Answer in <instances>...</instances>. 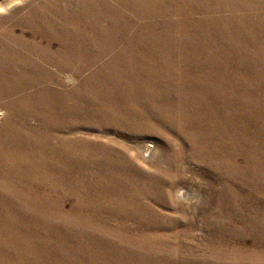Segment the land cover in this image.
Instances as JSON below:
<instances>
[{
	"label": "rangeland",
	"instance_id": "rangeland-1",
	"mask_svg": "<svg viewBox=\"0 0 264 264\" xmlns=\"http://www.w3.org/2000/svg\"><path fill=\"white\" fill-rule=\"evenodd\" d=\"M6 8L1 40L63 55L35 110L0 115V264H264V0Z\"/></svg>",
	"mask_w": 264,
	"mask_h": 264
},
{
	"label": "bare ground",
	"instance_id": "bare-ground-1",
	"mask_svg": "<svg viewBox=\"0 0 264 264\" xmlns=\"http://www.w3.org/2000/svg\"><path fill=\"white\" fill-rule=\"evenodd\" d=\"M13 1H17V0H5L3 2L0 1V23L1 22H6L8 21L10 18V16H12L13 18L15 17L14 15L11 14H7V8L6 6ZM22 1V0H21ZM29 3V2H28ZM31 4V3H30ZM30 6V5H29ZM30 8V7H29ZM59 22V21H58ZM48 23V22H47ZM52 23V22H51ZM3 24V23H2ZM30 25V24H29ZM2 26V25H1ZM42 26V25H41ZM14 28V26H12ZM53 27V26H52ZM64 27V26H63ZM7 28V27H6ZM31 28V27H30ZM29 28V29H30ZM44 28V27H43ZM49 28V27H48ZM56 28V27H55ZM75 29V28H74ZM64 30V29H63ZM9 31V30H8ZM97 31V30H96ZM10 32V31H9ZM13 32V31H12ZM22 34H20L21 36L19 37L22 40L21 44H17L13 39L10 41H5V40H1L0 38V115L5 114L4 112H6L7 114L11 115V114H16L21 112V108L19 105V102H25L24 105L28 104L27 110L28 111H32L35 106L36 103H34V101L32 102V100L35 98L36 102H39L41 100L42 95L45 92V87L46 85H44L42 83V81H60L57 76L55 77L52 74H49L47 71V73L45 72L47 66H53L57 69H59L60 66V58L62 57L63 54H61L60 49L62 48L63 44L61 42H59L58 38H57V42H53L52 40H48V42H46V46H44L43 48H40L39 43H35L32 46L30 45L29 39H25V32L21 31ZM37 32V31H36ZM52 32V31H51ZM1 33V32H0ZM70 33V32H68ZM31 34V33H30ZM50 34V33H49ZM4 35V34H3ZM54 35V34H53ZM56 35V34H55ZM2 36V35H1ZM5 36V35H4ZM3 38V37H2ZM70 38V37H69ZM68 38V39H69ZM10 39V38H9ZM41 37H40V41H41ZM7 40V39H6ZM37 40V38H36ZM62 40V39H61ZM70 40V39H69ZM38 41H39V37H38ZM65 41V40H64ZM63 41V42H64ZM32 43V41H31ZM44 43V42H43ZM71 43V42H70ZM71 47V46H69ZM74 50V49H73ZM72 50V51H73ZM64 52V51H63ZM62 52V53H63ZM72 52L70 50L67 51L66 55L67 57H71ZM73 55V54H72ZM64 56V57H65ZM73 58V57H72ZM62 59V58H61ZM64 59V58H63ZM72 61V60H70ZM72 63V62H71ZM68 65V64H67ZM76 66V65H75ZM51 72V71H49ZM70 74V73H69ZM59 76V75H58ZM66 78V77H65ZM72 78V77H71ZM88 80V79H86ZM85 80V81H86ZM82 81V80H81ZM89 82V81H88ZM87 82V83H88ZM132 83H135V81H131ZM92 83V82H91ZM95 83V82H94ZM98 83V82H97ZM96 83V84H97ZM83 84V83H82ZM93 84V83H92ZM182 85V84H181ZM45 86V87H44ZM54 86V85H53ZM96 87V86H95ZM59 89V88H58ZM91 90V89H90ZM113 90V89H112ZM141 89L136 88L135 91L139 92V94H142L140 92ZM50 91V90H49ZM64 91V90H63ZM87 91V90H85ZM95 91V90H94ZM48 92V90L46 91ZM107 92V91H106ZM49 93V92H48ZM81 93V92H80ZM110 91L109 93H107V95L109 94L110 96ZM145 93V92H144ZM77 94V93H76ZM83 94V92H82ZM84 94H86L84 92ZM78 95V94H77ZM89 95V94H88ZM92 95H97L99 96V98H103L104 96H102L101 94H96V93H91L89 96ZM106 95V94H103ZM79 96V95H78ZM86 96V95H85ZM61 97V95H60ZM88 97V96H87ZM68 99V98H67ZM137 99V98H136ZM84 100V99H83ZM140 100V99H137ZM100 102V101H99ZM146 102V101H145ZM27 103V104H26ZM141 103V102H140ZM237 103V102H236ZM143 104V101H142ZM22 105V104H21ZM123 105V104H122ZM41 106V105H39ZM155 106L153 104V102L150 103V105L142 107V109L140 110L142 113H148L149 115H155L158 113L159 108L157 106H155V108L153 107ZM110 107V111L113 114L119 115L120 116V121H122L125 118L127 109L123 106H121L119 103L118 105L116 104L115 107L113 108V106L109 103ZM94 108V107H93ZM92 108V109H93ZM124 109V111H123ZM35 110V109H34ZM66 110V109H65ZM73 110V108H72ZM77 110V109H76ZM93 110L98 111L99 113H101V116L98 119H101V117L106 116V112L105 109H100V108H94ZM24 111H26V107L24 109ZM71 111V110H70ZM123 111V112H122ZM63 112V111H62ZM61 112V108L60 111L58 112V114L62 113ZM131 112V111H130ZM37 113V112H36ZM71 113V112H68ZM74 113V112H73ZM28 114V112L26 113ZM40 114V113H39ZM108 114V113H107ZM131 114V113H129ZM111 115V114H110ZM128 115V114H127ZM133 115V114H132ZM28 117V116H27ZM63 117V116H62ZM56 118V117H55ZM57 119V118H56ZM63 119V118H62ZM68 119V118H67ZM92 119V118H90ZM59 121V119H58ZM142 121H144V119H141L139 123H142ZM64 122V121H63ZM78 122V121H77ZM66 123V122H65ZM103 123V122H102ZM45 124V123H44ZM55 124V123H54ZM62 124V122H61ZM72 124V123H71ZM79 124V122H78ZM73 125V124H72ZM111 125V124H110ZM39 126V125H38ZM69 128H64V134H67L68 140L67 142L69 144H72L74 141V133L73 130L71 128L70 125H68ZM67 127V126H66ZM74 127V126H73ZM99 128V127H98ZM31 129V128H30ZM75 130V129H74ZM58 131V130H57ZM103 134H105L104 136H106V133L103 132ZM103 137V136H102ZM60 139V138H59ZM95 139V138H94ZM97 139V138H96ZM99 139V138H98ZM97 139V140H98ZM61 140V139H60ZM63 140V139H62ZM64 141V140H63ZM101 141V140H100ZM108 141V140H107ZM2 143V142H1ZM40 143V142H38ZM63 142L59 143L60 145ZM95 143V142H94ZM5 144V143H4ZM53 144V143H52ZM99 144V143H98ZM103 144V143H102ZM101 144V145H102ZM37 145V144H36ZM76 145V144H75ZM92 145V144H90ZM96 145V144H95ZM94 145V146H95ZM55 146V145H54ZM77 146V145H76ZM93 147V145H92ZM52 148V147H51ZM42 149V147H41ZM95 149V148H94ZM98 149V148H96ZM100 149V148H99ZM80 150V149H79ZM92 150V149H90ZM74 151V150H73ZM99 151V150H98ZM125 151V150H124ZM154 153V147L151 146V144H147L145 146H143V148L141 149V154L144 158H148L151 154ZM70 154V153H68ZM71 154H73V152H71ZM58 155V154H57ZM70 156L67 155L66 158ZM135 156V155H134ZM98 157V156H97ZM100 160V159H99ZM59 161V159H58ZM91 161V160H90ZM46 162V161H45ZM99 162V161H98ZM91 163V162H90ZM105 163V162H104ZM114 163V162H113ZM100 164V162H99ZM19 166V165H18ZM101 166V165H100ZM108 167V166H107ZM11 167L8 165H0V176H3V174L5 172L9 173ZM98 168V167H97ZM104 168V167H103ZM105 169V168H104ZM101 170V169H98ZM62 172L65 173L64 168L62 169ZM26 173V172H25ZM31 171L30 169L27 170V176L30 178V174ZM93 175V174H92ZM35 176L33 173L31 174V177ZM39 177V176H38ZM99 177V176H97ZM41 179L40 183L42 184H46L48 186V190L50 193H53V190H56L59 187V184L53 185V181L51 179H48L46 177H39ZM99 181V180H98ZM110 183V182H109ZM101 184V183H100ZM103 184V183H102ZM101 184V185H102ZM114 185H116V183H113ZM105 186H107L105 184ZM117 186V185H116ZM36 189V188H35ZM169 189V188H168ZM112 187L109 186V189L107 191H111ZM0 192L3 193H8L10 194V190L9 187L7 186H3L0 187ZM42 192V191H41ZM46 192V191H45ZM164 192V191H163ZM172 192V191H171ZM170 192V193H171ZM43 193V192H42ZM155 194V193H154ZM5 196V194H3ZM171 195V194H170ZM6 197V196H5ZM52 199V198H51ZM176 199L182 201H188L189 197L187 195H185V192L179 188L176 192ZM31 203H35L34 200H29ZM50 201V200H49ZM52 201V200H51ZM109 201V200H108ZM177 201V200H176ZM163 202V201H162ZM5 203V202H4ZM151 205V204H150ZM173 206V205H172ZM150 207V206H149ZM152 208V207H150ZM149 209V208H148ZM156 209V208H155ZM153 210V209H152ZM157 210V209H156ZM147 212V211H145ZM148 214V213H146ZM144 214V215H146ZM32 215V214H31ZM51 215V214H50ZM152 215V214H151ZM2 217V216H1ZM0 217V218H1ZM146 218V216H144ZM143 217V218H144ZM148 217V216H147ZM153 217V216H152ZM32 218V216H31ZM49 218V217H48ZM39 219V218H38ZM150 219V218H149ZM42 221H47V218H42ZM146 220V219H144ZM143 220V221H144ZM151 221V219H150ZM149 222V221H148ZM153 222V221H152ZM48 223V222H47ZM151 223V222H150Z\"/></svg>",
	"mask_w": 264,
	"mask_h": 264
}]
</instances>
